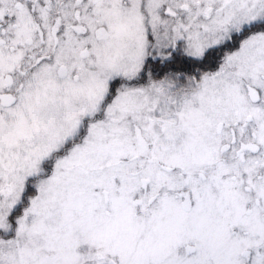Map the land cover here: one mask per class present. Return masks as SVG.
<instances>
[{"label":"snow or ice","instance_id":"6c2138e0","mask_svg":"<svg viewBox=\"0 0 264 264\" xmlns=\"http://www.w3.org/2000/svg\"><path fill=\"white\" fill-rule=\"evenodd\" d=\"M0 264H264V0H0Z\"/></svg>","mask_w":264,"mask_h":264}]
</instances>
